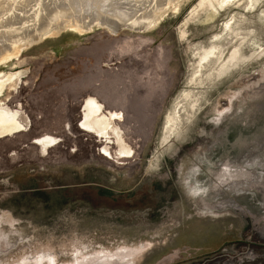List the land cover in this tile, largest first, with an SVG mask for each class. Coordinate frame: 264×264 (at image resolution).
Returning a JSON list of instances; mask_svg holds the SVG:
<instances>
[{
	"label": "rangeland",
	"instance_id": "1",
	"mask_svg": "<svg viewBox=\"0 0 264 264\" xmlns=\"http://www.w3.org/2000/svg\"><path fill=\"white\" fill-rule=\"evenodd\" d=\"M244 1L179 0L148 31H68L2 66L29 75L0 95L27 126L0 138V264H264V0ZM88 96L130 157L80 128Z\"/></svg>",
	"mask_w": 264,
	"mask_h": 264
},
{
	"label": "bare ground",
	"instance_id": "2",
	"mask_svg": "<svg viewBox=\"0 0 264 264\" xmlns=\"http://www.w3.org/2000/svg\"><path fill=\"white\" fill-rule=\"evenodd\" d=\"M232 1L236 0H203L201 6L210 9ZM245 1L240 5L247 6L252 0L246 1L247 3ZM167 3V0H0V69L39 41L57 37L64 32L83 34L95 27H105L114 33L123 30L148 31L158 24L160 18L169 8L171 9L173 4H175L173 9L180 8L179 0H171L170 4ZM219 48L213 46L209 49L205 48L204 51L198 48L193 50V55L198 57V61L194 64V74L201 72L208 60L221 59L220 55L224 50L221 51ZM237 53L239 50L234 49L228 60L221 62V68H224L222 70L229 68V63ZM184 96L190 98V90L185 92ZM199 99L196 97L192 101V108L196 107ZM179 113L180 111L167 116L165 123L169 124L168 131L179 123H177Z\"/></svg>",
	"mask_w": 264,
	"mask_h": 264
},
{
	"label": "flooded vegetation",
	"instance_id": "3",
	"mask_svg": "<svg viewBox=\"0 0 264 264\" xmlns=\"http://www.w3.org/2000/svg\"><path fill=\"white\" fill-rule=\"evenodd\" d=\"M91 31L92 30L88 32ZM86 33H79V35H84ZM111 33L117 35V33ZM22 54L23 53L17 55L14 60L20 61ZM3 67L0 69V93L4 91L3 96H5L9 89L16 87L18 83L23 82L24 79L28 77L29 70L27 68H17L8 71L4 70ZM3 96H0V138L15 135L27 130V126L21 118L22 112L18 109L14 110L6 106ZM120 114L121 113L117 111L108 110L105 104L97 97L88 96L83 103V115L80 120V128L95 134L97 137L106 138L109 141H111V137L114 134L119 146V154L124 157H130L133 148L125 142L121 129L116 125V121L120 118ZM36 142L47 148L53 146L56 143V139L51 135H45L39 137ZM105 150L108 152L107 149ZM140 248L142 247L135 249L139 251Z\"/></svg>",
	"mask_w": 264,
	"mask_h": 264
}]
</instances>
